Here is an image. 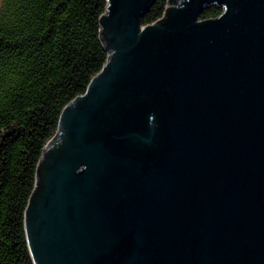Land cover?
Returning <instances> with one entry per match:
<instances>
[{"label":"water","instance_id":"95a60500","mask_svg":"<svg viewBox=\"0 0 264 264\" xmlns=\"http://www.w3.org/2000/svg\"><path fill=\"white\" fill-rule=\"evenodd\" d=\"M106 1V62L36 167L33 264H264V0L147 26L157 0Z\"/></svg>","mask_w":264,"mask_h":264},{"label":"trees","instance_id":"16d2710c","mask_svg":"<svg viewBox=\"0 0 264 264\" xmlns=\"http://www.w3.org/2000/svg\"><path fill=\"white\" fill-rule=\"evenodd\" d=\"M106 0H0V264H33L24 211L42 149L62 109L82 95L107 53L99 19ZM166 0L141 18L159 20ZM211 7L201 20L218 17Z\"/></svg>","mask_w":264,"mask_h":264},{"label":"flooded vegetation","instance_id":"af4514ba","mask_svg":"<svg viewBox=\"0 0 264 264\" xmlns=\"http://www.w3.org/2000/svg\"><path fill=\"white\" fill-rule=\"evenodd\" d=\"M213 7H215V6H213ZM211 8V7H210ZM217 8V7H216ZM206 10V9H205ZM221 10V13H222V9H220Z\"/></svg>","mask_w":264,"mask_h":264}]
</instances>
